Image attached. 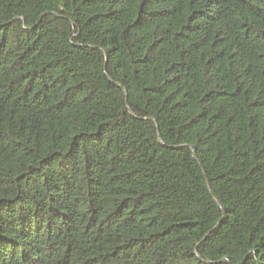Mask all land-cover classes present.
I'll return each mask as SVG.
<instances>
[{"label": "trees", "instance_id": "1", "mask_svg": "<svg viewBox=\"0 0 264 264\" xmlns=\"http://www.w3.org/2000/svg\"><path fill=\"white\" fill-rule=\"evenodd\" d=\"M0 264H264V0H0Z\"/></svg>", "mask_w": 264, "mask_h": 264}]
</instances>
